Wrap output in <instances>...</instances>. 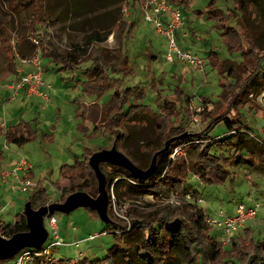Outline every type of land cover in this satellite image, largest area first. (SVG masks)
<instances>
[{"label": "rangeland", "instance_id": "374dc122", "mask_svg": "<svg viewBox=\"0 0 264 264\" xmlns=\"http://www.w3.org/2000/svg\"><path fill=\"white\" fill-rule=\"evenodd\" d=\"M127 1L0 0V132L5 131V123L10 121L13 124L26 122L30 124V130L35 132L32 139L20 145L6 143L0 136V151L7 157L9 149H20V157H24L31 165L32 180L39 182L46 191L44 195L30 201V193H12L7 191L5 184H0L1 226L12 224L17 214H23L27 202H30L33 210L63 203L68 197L65 192L84 182L94 184L97 193V180L92 169L88 167L90 173L85 169L73 171L76 174L82 172L83 176H73L70 174L72 172L60 174L62 164L72 165L74 158H79L84 152L88 158L94 152L115 147L126 156L149 165L154 153L167 148L172 141L173 138L167 136L169 126H182L185 132L178 137L186 136L194 141L174 148L170 157L183 160L184 172H187L185 185L172 189L168 195L156 196L130 193L125 187L117 193L111 189V200L114 202L112 211L117 218L113 220L129 227V221L135 219L141 222V227L152 228L162 218L180 216L192 222L195 220L194 208H198L210 219L220 221V212L233 216L239 204L247 208L257 203L260 208L256 218L245 222L228 242H225L220 227L206 224V231L199 233L195 230L193 238L203 254L204 264H225L233 259L242 264L248 263L255 255L262 258L264 245L255 247V243L264 238V86L262 88L256 83L249 87L247 94L240 96L243 105L236 107L242 126L246 125L249 132L260 140L243 144L240 146L241 152L217 150L220 166L217 165L216 169L227 168L228 176L221 184L202 183L195 175L194 168L201 165L205 176H208L214 171L212 166L215 160L201 158L197 154L201 148H208L209 143L229 133L223 122L218 123L212 131L206 128L212 115L225 111L235 113V110H230L234 104L226 98V93L230 87H240L245 81L244 77L241 81L239 70L242 55L237 51H229L216 22L199 14L205 10L207 0H168L179 6L184 14V24L172 32L175 44L184 52L202 59L203 63L199 66L191 65L175 53H169V39L157 33L152 23L145 19V10L142 8L144 0H129L128 4ZM239 1L242 10L239 9ZM215 2L224 11L220 15L222 21L242 33L246 46L254 41L257 48L264 47V0ZM43 17L46 19L43 20ZM94 31H98L105 40L91 44L76 68L75 65L72 69L60 62H49L41 56V50L48 48V44L54 45L64 55L75 53L80 50L78 48L86 47V40ZM34 39L38 44H35ZM257 48V52H264ZM37 52L43 67V78L49 84V88H45L49 102L33 101L36 106L26 105L17 115H11L10 121L5 120L9 112H13L10 106H6V99L14 92V86L19 81L18 69H32L31 63L23 64L20 60H29ZM124 54L128 56L131 67L127 72L118 69ZM168 54L171 60L167 59ZM77 55L80 57V54ZM95 55H99L109 65L104 79L99 78L98 82L92 71V60H89ZM210 57L218 62L225 60L223 71L211 63ZM258 80H264V57L260 61L255 81ZM90 89L96 91L90 94ZM116 93H120L119 99ZM64 99L70 104L63 103ZM91 99L94 104H81L83 108L78 112L75 110L73 103L76 100ZM116 101L119 104L123 101L125 109L119 113L123 116L131 110L130 115H120L119 118L112 115L107 119L106 114H111V105ZM29 134L22 124L11 132L8 140L13 136L24 137ZM120 134L122 140L116 142L115 137ZM195 142L198 144L191 145L189 150L182 148ZM235 160L241 163L234 164ZM100 168L107 182L110 166L100 163ZM0 170L8 168L0 167ZM215 181L212 178V183ZM53 216L64 243V246L52 250V257L58 260L53 264H91L103 259L116 242L114 234L89 209L79 208L68 215L56 212ZM44 226H47L45 219ZM210 228L215 243L206 238ZM95 234L99 237L94 241H85L89 235ZM233 244L238 247L235 248ZM218 250L220 255L216 257ZM257 257L253 263L262 261ZM197 258L195 254L192 264H198ZM13 263L12 259L4 264ZM29 264L48 263L40 259ZM180 264H186L185 260Z\"/></svg>", "mask_w": 264, "mask_h": 264}, {"label": "trees", "instance_id": "16d2710c", "mask_svg": "<svg viewBox=\"0 0 264 264\" xmlns=\"http://www.w3.org/2000/svg\"><path fill=\"white\" fill-rule=\"evenodd\" d=\"M135 0H133L134 2ZM173 1V0H170ZM216 0H207L205 10L199 12V14H204L206 18L213 19L216 22V27L220 30V36L222 38L223 43L225 44L226 48L229 51H237L240 52L243 58L242 63L239 65L240 70V77L241 81L243 77L245 81L241 83L240 87H230L226 93V98L230 99V103H233L234 107H230V110H235V113H231L230 111H225L223 113H217L214 116H211L210 122L207 123V131H212L218 123L223 122L227 131L229 132L228 135L222 139L216 140L213 143H209V147L201 148L198 152V157L201 158L205 157L207 159L213 158L215 162L213 163V170L210 175L205 176L204 167L201 165H196L194 168V173L196 176L200 178V181L206 185H216L225 182L228 176V169L223 168L221 170H217V165L220 166V156L217 154V150H235L241 152L240 146L247 142H258L260 139L254 136L249 132V128L243 124L239 118V114L236 112V107L238 105H243L241 102V95H246L249 91V87H253L256 83L263 88L264 80L255 81L258 78L259 68H260V61L264 57V52L259 53L257 52L256 48L258 47L257 44L252 41L247 43V46L244 44L242 39V33L239 30L226 23L223 22L220 18V15L224 14V11L217 7ZM129 0L127 1V4ZM239 9L242 10V3L241 1L238 2ZM223 13V14H222ZM46 18L43 17V20ZM41 40V39H40ZM105 39L101 37L98 31H94L90 36H88L86 40V47L78 48L80 50H76L75 53H69L64 55L63 53H59L57 49L54 48V45H49L48 48L42 49V57L47 58L48 61L51 62H60L64 65H68L70 68L75 65H79L82 61L81 58L87 51V48L93 43H101ZM257 49L264 50V47H259ZM98 50V49H97ZM82 53V55H81ZM80 54V57L79 55ZM60 59V60H58ZM92 60L93 63V72L96 76V81L98 82L99 78L104 79L106 74V69L109 68V65L106 64L105 61H102L99 55H95L94 58H89ZM211 63L215 67H219V70L223 71L224 61L218 62L212 57H210ZM220 63V64H218ZM114 65H112L113 68ZM51 68V67H50ZM130 63L129 58L127 55H123L120 63H119V70L128 71L130 70ZM52 69H54L52 67ZM73 69V68H72ZM96 86V85H95ZM100 88V87H99ZM98 88V90H99ZM96 89H90L89 93L93 94ZM119 94L116 93L117 99H119ZM139 98V97H138ZM123 102V101H122ZM122 102L119 104V101L111 105V114H106L107 119H110L109 116H116L120 117H128L130 115V111L123 114L119 113V111L125 110L123 107L124 105ZM256 107V105H254ZM258 111V110H257ZM260 113H263L260 111ZM112 119V118H111ZM112 121L110 120L109 124ZM241 127V128H240ZM96 130V127L93 128ZM168 132V131H167ZM185 129L182 126L174 127L173 125L169 126V132L167 136L173 138L172 141L168 144V147L165 148L164 151L160 152L155 160L154 167L152 169L151 175L146 178V180H137V178L131 176V174L124 168L118 165H113L110 163H103L104 165L110 166V171L108 172V180L107 184V195H108V208L107 214L111 220L110 224H105L107 229L111 231L115 236V243L107 250V255L91 264H180L181 261L186 262V264H192L194 262L193 257L197 254L198 264H204L203 261V254L197 248L196 242L194 243L193 232L197 230L199 233H203L206 231L205 224L206 219L208 216L205 215L203 210L194 208V216L195 220L192 222L183 219L182 217L178 216L174 219L162 218L159 220L155 226L152 228L149 227H141V222L133 219L129 221V227L125 224H119L116 220V216L113 214L112 211V202H111V193L119 192V189L125 187L128 192L135 193L138 195H151L156 196L158 194H167L175 188H181L185 185L187 172H184V162L179 157L171 158L170 154L173 152L174 148L188 143V141H194L192 138H188L186 136L178 137L179 135L183 134ZM9 135L6 134L7 138ZM175 137H178L174 139ZM29 136H13L11 137L10 141L15 144H23L26 141L30 140ZM122 134L115 137L116 142H120L122 139ZM209 139V138H207ZM210 141V139H209ZM208 141V142H209ZM193 144H198L197 142L187 144L186 146L182 147L183 149L189 150V147ZM86 150H91L86 148ZM92 151V150H91ZM91 155V154H90ZM89 155V157H90ZM125 155V154H124ZM86 157L85 152L81 154L79 158L75 157L74 162L72 165L70 164H62L59 169V173L65 172H72L70 173L73 176H83L84 174L81 173H73V171H77L81 169L87 170L89 173V165L88 159ZM128 157V156H127ZM131 161L137 165L138 167L145 169L149 165L143 161H137L128 157ZM204 158V159H205ZM87 159V163H86ZM224 159H229L225 157ZM247 162V161H245ZM237 160L234 161V164H238ZM150 164V163H149ZM89 167V168H88ZM91 169V168H90ZM220 171V173H218ZM30 176L32 172H29ZM183 174V176H182ZM212 176V177H211ZM212 178H214L215 183H212ZM76 192H84L90 196H96L95 186L94 184H87L86 182L82 183L81 185L72 188L70 191L65 192L69 195L76 193ZM46 191L42 188L41 184L38 182L36 189L30 193L29 200L34 201L36 198L44 195ZM166 195V196H167ZM198 195V194H197ZM97 216V214L90 210ZM49 216H53L50 214ZM98 217V216H97ZM114 219V220H113ZM207 225V224H206ZM206 238L211 242L215 243L214 239L215 236H211V228L207 230ZM27 232V227L25 223V218L20 212L16 215L15 221L12 224H3L0 229V235L4 238H10L15 234ZM120 235V236H117ZM210 243V244H211ZM235 248H237V244H233ZM264 245V238L263 240H258L255 243V247L263 246ZM195 252V253H193ZM219 250L215 253V256H219ZM257 257L256 255L249 259L248 263L244 262L242 264H264V256H259L262 261L257 263L253 260ZM257 257V259L259 258ZM184 259V260H183ZM260 259V260H261ZM39 260V259H38ZM6 261H0V263H5ZM230 264H241L239 260L233 259L230 260ZM77 264V263H76ZM83 264V263H82Z\"/></svg>", "mask_w": 264, "mask_h": 264}, {"label": "built area", "instance_id": "2783aa9c", "mask_svg": "<svg viewBox=\"0 0 264 264\" xmlns=\"http://www.w3.org/2000/svg\"><path fill=\"white\" fill-rule=\"evenodd\" d=\"M142 4V8L145 10V19L152 23L151 25L157 33L169 39V53H175L177 57L185 59L191 65H201L203 63L202 59L198 58L197 55L181 50L173 39V30L184 24L181 8L169 3L168 0H144ZM33 41L35 44H38L37 40L34 39ZM37 51H40L39 48H37ZM38 52L29 60L25 58L20 60L23 64L31 63L32 69H18L20 78L18 83L14 86V94H17L20 89L24 88L28 95H35L48 101L49 97L45 92V88H49V84H47L43 78V67ZM167 59L171 60L170 54L167 55ZM29 171H31V165L24 157H20L13 163L10 169L0 170V182L7 186L9 192L21 194L31 193L36 189L37 183L27 174ZM200 202H202V200H200ZM259 208L260 205L257 203L247 208L239 204L235 210V215L226 216L220 212L218 214L221 218L220 221L207 217L206 224L211 227H220L226 238L225 242H228L230 237L236 233L239 228L244 226L245 222L256 218ZM45 220L47 222L46 230L48 232V237L41 250H23L13 258V264H29L38 259H45L48 264L58 262V260L52 257V250L64 246V243L59 236L57 220L54 216H47ZM98 237L99 235L96 234L89 235L85 241L92 242Z\"/></svg>", "mask_w": 264, "mask_h": 264}, {"label": "water", "instance_id": "95a60500", "mask_svg": "<svg viewBox=\"0 0 264 264\" xmlns=\"http://www.w3.org/2000/svg\"><path fill=\"white\" fill-rule=\"evenodd\" d=\"M164 150L165 148L154 153L146 169L135 165L126 155L117 151L115 147L110 150H100L92 153L88 159V165L93 170L97 180V196L93 198L87 193L76 192L69 195L63 203L42 206L37 210H33L30 202H27L23 209L27 232L15 234L10 238H4L0 235V261L12 260L23 250L40 251L48 237L44 219L50 214L58 212L68 215L76 209L83 208L94 211L103 224H110L111 220L107 214L106 177L100 168V163H110L124 167L137 180H146L152 173L157 155Z\"/></svg>", "mask_w": 264, "mask_h": 264}, {"label": "crops", "instance_id": "0c3cea01", "mask_svg": "<svg viewBox=\"0 0 264 264\" xmlns=\"http://www.w3.org/2000/svg\"><path fill=\"white\" fill-rule=\"evenodd\" d=\"M26 69L30 70L31 68H26ZM6 100H8V102H6L7 103L6 106H8V108L10 106L11 109H12L11 111H13L12 112L13 114L11 112H9L10 114H8V117H6V119H5V120H9V121L12 118L11 115H17V112L19 110H21V108H25L26 105H29V106L34 105V106H36L33 103V101H36V102H39V103H41V102L48 103L49 102V101H45L44 99H42L40 97H37L35 95H28L24 88L20 89L17 94H14V92H11L10 96L8 95V98ZM62 102L63 103H67V105L70 104V102L68 100H65V99ZM93 102H94V100H92V99L89 100V101L76 100L73 103V105L75 106V110L78 112L81 108H83L81 104L90 106V105L94 104ZM57 108L60 109V107H57ZM75 115H76V113H75ZM8 123H5V128H4L5 131L4 132H0V136L5 140L6 143L7 142H11L10 140H8L6 134H11V132L13 133L15 130L19 129L22 124H24L26 126L27 130H29V133H30L29 134V137H30L29 139H32V137L35 135V132L33 130H30V127H31L30 124H28L26 122L21 121V122H17L16 124H13L12 121H10ZM83 130H84V128H83ZM17 145H19V144H17ZM6 148H8V147L6 146ZM18 150H20V149H18V148H14V149H11V150L9 149L7 157H4L2 155V152L0 151V167H2L3 169H5V168L10 169L12 167L13 163L17 159H19L20 156H21L20 153L18 152ZM32 175H33V173H32ZM29 176H30V174H29ZM0 184H2V183H0ZM5 187H7V186H5Z\"/></svg>", "mask_w": 264, "mask_h": 264}]
</instances>
